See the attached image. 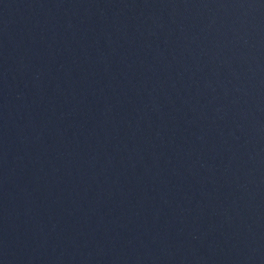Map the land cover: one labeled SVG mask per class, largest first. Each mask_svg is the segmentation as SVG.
I'll use <instances>...</instances> for the list:
<instances>
[{
  "label": "water",
  "instance_id": "95a60500",
  "mask_svg": "<svg viewBox=\"0 0 264 264\" xmlns=\"http://www.w3.org/2000/svg\"><path fill=\"white\" fill-rule=\"evenodd\" d=\"M0 264H264V0H0Z\"/></svg>",
  "mask_w": 264,
  "mask_h": 264
}]
</instances>
